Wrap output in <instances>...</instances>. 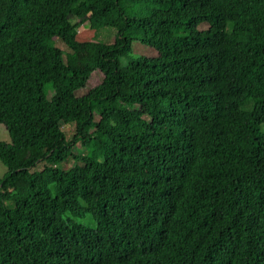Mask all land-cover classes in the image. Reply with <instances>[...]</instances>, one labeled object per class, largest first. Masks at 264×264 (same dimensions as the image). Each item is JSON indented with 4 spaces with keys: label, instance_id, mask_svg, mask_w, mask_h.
<instances>
[{
    "label": "trees",
    "instance_id": "trees-1",
    "mask_svg": "<svg viewBox=\"0 0 264 264\" xmlns=\"http://www.w3.org/2000/svg\"><path fill=\"white\" fill-rule=\"evenodd\" d=\"M263 123L264 0H0V264H264Z\"/></svg>",
    "mask_w": 264,
    "mask_h": 264
},
{
    "label": "rangeland",
    "instance_id": "rangeland-1",
    "mask_svg": "<svg viewBox=\"0 0 264 264\" xmlns=\"http://www.w3.org/2000/svg\"><path fill=\"white\" fill-rule=\"evenodd\" d=\"M114 29L111 27H101L96 30H89L87 23L84 21L77 27V33L74 41V62L76 65L80 66L85 60V49L88 46V43L91 41H97L100 43L108 44L112 41V37L114 36ZM54 45L57 46L61 51H64V48L61 44L54 40ZM143 56L146 58L152 57L154 55V51L149 46L139 43V42H131L129 46V57L135 56ZM124 61V59H120V62ZM259 132L264 133V123L260 124L258 127ZM60 131L64 135V138L68 140L72 134L73 129L69 124H60ZM0 141L3 143H7V136L3 129V126L0 124ZM65 165L69 164V160H66ZM5 168L0 164V176L4 173ZM80 224H83L87 227L93 228L94 223L89 219V217H85L82 219H78Z\"/></svg>",
    "mask_w": 264,
    "mask_h": 264
}]
</instances>
